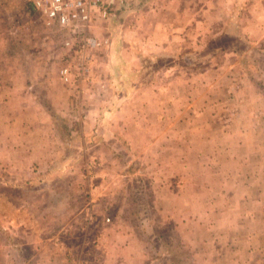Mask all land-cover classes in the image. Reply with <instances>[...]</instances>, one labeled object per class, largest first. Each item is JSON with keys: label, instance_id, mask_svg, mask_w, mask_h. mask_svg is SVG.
<instances>
[{"label": "rangeland", "instance_id": "rangeland-1", "mask_svg": "<svg viewBox=\"0 0 264 264\" xmlns=\"http://www.w3.org/2000/svg\"><path fill=\"white\" fill-rule=\"evenodd\" d=\"M153 1L161 43L178 0ZM63 37L0 0V264H264V54L146 61L121 85L137 32L120 31L107 90L59 78Z\"/></svg>", "mask_w": 264, "mask_h": 264}, {"label": "crops", "instance_id": "crops-1", "mask_svg": "<svg viewBox=\"0 0 264 264\" xmlns=\"http://www.w3.org/2000/svg\"><path fill=\"white\" fill-rule=\"evenodd\" d=\"M124 6L117 9L107 20H98L92 27L94 37L101 41L108 40L110 46L112 42H116L114 39L115 37L117 39L120 31L137 32L135 39L129 40L123 37L120 40L121 46L130 48L133 59L125 60V67L130 68L124 69L126 74L122 73L120 76L117 73L114 76L115 84L117 78L121 80L118 84L123 85L122 81L125 84L127 74L133 73L132 71L145 78L148 77L147 73H142L143 63L146 61L150 66H153L155 62H162V70L167 73L165 75H168L177 64L179 66L202 64L208 59L212 61L218 59L220 54L226 55L230 65L233 64L234 67L236 64L246 62V53L251 49L257 48V52L264 54V0H178L177 3L174 1L173 7L167 11L175 14L178 10L177 16L172 18L175 24L168 30L163 20L161 26L155 27L162 33V36H159L162 39L161 43L151 41L148 38L150 34L146 33L147 36H145L142 32L150 31L157 20L158 22L162 20L163 7L157 11L160 5L156 7L153 0H130V3ZM103 46L90 53L87 64L97 85L100 83L101 89L102 80H106L105 85L108 87V80L113 78L110 71L102 70V56L99 55H102V51L104 52ZM98 52L99 54L94 55ZM104 59L107 62L113 61L112 64L119 62L118 59L115 61L116 56L110 54L104 55ZM262 65L264 66V62ZM233 66L232 77L238 74L241 79L251 78L246 70L242 68L235 70L237 67ZM132 68L134 70L130 71ZM257 78L261 79L258 75L254 76V79ZM109 89L110 87L107 90ZM91 115L89 112L88 116H83V119L85 117L90 119ZM83 123L81 125L86 127ZM95 125L96 121L92 120L88 127ZM81 133L82 138L88 135L83 130ZM99 133V135L102 134L101 131Z\"/></svg>", "mask_w": 264, "mask_h": 264}, {"label": "built area", "instance_id": "built-area-1", "mask_svg": "<svg viewBox=\"0 0 264 264\" xmlns=\"http://www.w3.org/2000/svg\"><path fill=\"white\" fill-rule=\"evenodd\" d=\"M32 8L43 25L63 34L61 48L65 51L59 78L66 84L74 75L88 74L90 53L99 50L106 41L92 34L98 20H107L130 0H17ZM125 7V6H124Z\"/></svg>", "mask_w": 264, "mask_h": 264}, {"label": "trees", "instance_id": "trees-1", "mask_svg": "<svg viewBox=\"0 0 264 264\" xmlns=\"http://www.w3.org/2000/svg\"><path fill=\"white\" fill-rule=\"evenodd\" d=\"M23 5H24V4H23ZM24 7L27 8V9H30L31 11H33L32 8H31L30 6H28V5H24ZM33 12H34V11H33Z\"/></svg>", "mask_w": 264, "mask_h": 264}]
</instances>
